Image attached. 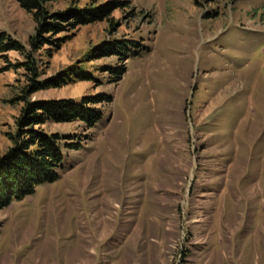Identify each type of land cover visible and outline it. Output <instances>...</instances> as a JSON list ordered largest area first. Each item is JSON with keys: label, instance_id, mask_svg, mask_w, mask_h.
I'll list each match as a JSON object with an SVG mask.
<instances>
[{"label": "rangeland", "instance_id": "obj_1", "mask_svg": "<svg viewBox=\"0 0 264 264\" xmlns=\"http://www.w3.org/2000/svg\"><path fill=\"white\" fill-rule=\"evenodd\" d=\"M110 0H57L54 12ZM130 0L35 52L46 79L85 60L95 81L31 100L105 93L102 118L49 123L71 136L59 177L0 211V264H264V0ZM209 15V16H207ZM110 18V19H109ZM0 32L29 49L32 16L0 0ZM146 48L108 83L112 38ZM0 58V156L23 106L25 59ZM89 60V62H88ZM80 103V102H77Z\"/></svg>", "mask_w": 264, "mask_h": 264}, {"label": "trees", "instance_id": "obj_2", "mask_svg": "<svg viewBox=\"0 0 264 264\" xmlns=\"http://www.w3.org/2000/svg\"><path fill=\"white\" fill-rule=\"evenodd\" d=\"M56 1L17 0L19 7L32 16L35 25V34L29 39V49L7 33L0 32V58L7 59V54L12 51L21 55L25 60L14 66L23 67L26 78V84L15 98L24 103L15 120L16 130L7 133L11 144L0 156V211L13 201L33 194L38 186L55 181L65 158L63 148L77 149L79 146L77 142H65L71 136L49 132L45 128L47 124L80 122L87 129L93 128L101 120L102 112L99 107L90 106L89 102L112 100L105 93L84 95L80 101L73 98L31 100L30 97L41 90L95 81V70L85 60L41 79L43 72L39 68L35 52L39 53L38 51L49 46L46 55H51V51L58 49L64 42L63 38L55 36L69 28L106 21L114 10L122 11L129 7L130 0H110L86 6L74 2L68 10L54 12L50 9V4ZM210 1L212 0L205 2ZM140 39L138 36L126 35L109 39L97 47L98 58H115L117 61V64L104 70L108 83L119 82L127 71V60L146 51Z\"/></svg>", "mask_w": 264, "mask_h": 264}]
</instances>
